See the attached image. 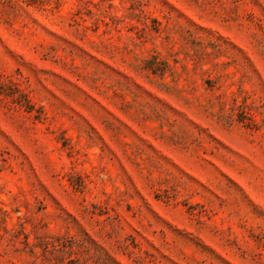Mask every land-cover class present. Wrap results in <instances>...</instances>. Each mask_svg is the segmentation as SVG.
Segmentation results:
<instances>
[{"label":"rangeland","instance_id":"374dc122","mask_svg":"<svg viewBox=\"0 0 264 264\" xmlns=\"http://www.w3.org/2000/svg\"><path fill=\"white\" fill-rule=\"evenodd\" d=\"M0 264H264V0H0Z\"/></svg>","mask_w":264,"mask_h":264}]
</instances>
